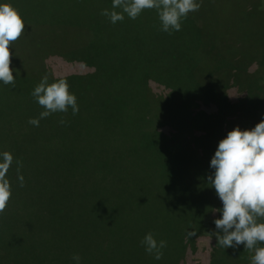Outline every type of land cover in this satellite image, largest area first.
<instances>
[{
	"label": "trees",
	"instance_id": "1",
	"mask_svg": "<svg viewBox=\"0 0 264 264\" xmlns=\"http://www.w3.org/2000/svg\"><path fill=\"white\" fill-rule=\"evenodd\" d=\"M16 1L22 18L51 24L55 32L87 22L95 35V20L99 18L101 22L103 17L97 0L94 3L55 0L66 7H58L60 14L47 0ZM251 5L262 16L263 24L258 30L263 32L264 39V1L253 0ZM78 6H81L79 10ZM106 6L111 7L112 0H107ZM152 16L149 14L145 20L139 15L132 20L125 14L124 20L119 21L125 26L117 29V43L109 46H124L131 51L137 47L133 54L141 58L143 47L159 44L160 32L156 26L159 27L160 21L157 15ZM224 19L223 12L218 17L189 12L181 22L182 29L172 32L170 39L166 37L167 49L176 47L178 51L164 50L165 59L177 62L183 59V69L185 59L187 65L189 59H194L189 60V70L191 64H196L191 69L192 80H187L189 84L182 82L180 89L178 71L168 69L170 78L162 77V71H158V64L167 66L164 59L151 60L156 64L152 66L140 60L132 65L130 74L123 72L116 79L107 60L89 63L92 71L89 80L79 68L62 75L51 73L44 62L37 63L36 73L23 64L15 67L19 75L13 72L14 83L23 86L8 84L7 88L10 95L19 97L21 102L0 103V152L8 151L14 156L7 174L12 196L5 211L0 213V264H75L74 254L81 257V264H197L191 256L198 249L197 237L204 229V214L213 209L215 203L221 204L208 181L213 171L209 167L210 160L217 148L215 138L221 134L215 123L221 122L220 117L225 115L231 85L246 90L251 103L257 101L253 93L264 89V43L259 45L260 54L256 59L260 62L255 78L241 86L228 77V74L247 76L249 67L238 51L228 53L230 45L241 48L246 39L235 29L234 39L231 32L223 33L228 31ZM217 23H222L225 31L212 28H216ZM150 27L156 35L150 34ZM55 38H60L57 33ZM80 46L74 47L81 49L64 50L60 55L77 64L83 54ZM66 47L67 44L61 48ZM54 50L49 52L54 55ZM205 65L209 69L203 68ZM21 66L23 71L19 69ZM100 71L107 79L106 85L101 81ZM207 72L209 77L205 78ZM45 76L49 84L60 79L67 81L70 92L77 97L79 111L73 115L69 107L67 112H56L41 119L36 127L28 121L38 118L45 109L34 100L31 91ZM155 85L165 90V95L161 91L154 92ZM84 87L90 88L88 95ZM163 96L167 102L173 98L179 100L180 96L182 105L175 112L188 115L193 111L196 117L195 124L192 118L188 125L201 135L192 138V146L197 147L204 158L200 159L202 177L195 182L190 181L191 173H186L190 160L188 150L193 147L187 149L183 144L185 139L178 133H172L178 135L177 139L164 133L160 124L163 113L158 108V99ZM213 101L221 102L223 107V110L207 108L215 111L217 122L204 117L205 113L199 109ZM170 115L173 121L174 112ZM195 150L191 154L195 155ZM16 160L20 162L19 171ZM19 175L24 177L22 187ZM199 183H204L208 189L197 191ZM86 196L97 200L89 211V220H96L98 228L81 221L80 209ZM102 225L113 228L114 233L101 232ZM91 231L100 240L96 249L91 235L84 240V234ZM148 232L158 241L167 242L159 261L147 254L140 243ZM212 251L222 254L221 264H236L238 252L243 255L249 250L240 245L235 252L223 247H214ZM97 255L101 257L100 262L95 261ZM244 257L240 260L248 264V258Z\"/></svg>",
	"mask_w": 264,
	"mask_h": 264
},
{
	"label": "rangeland",
	"instance_id": "2",
	"mask_svg": "<svg viewBox=\"0 0 264 264\" xmlns=\"http://www.w3.org/2000/svg\"><path fill=\"white\" fill-rule=\"evenodd\" d=\"M70 0H64V3H68ZM98 5L101 6L102 10L108 9L112 10L111 7L106 6L107 0H97ZM214 1H217L218 4H216ZM253 0H198L200 3V7L198 12L200 13H206L208 16L211 17H218L219 13L223 12V17H225L224 21L227 26L226 32L224 29V25L222 23H217L216 28L212 27L214 29H217L218 31H222L223 33L231 32V39H234L236 35H233V31L235 30L239 31L238 34H241L244 39L242 44L243 46L241 48H235L232 47L231 45L229 46L228 53L232 54L234 51L235 53L242 55L239 56L240 58H243L245 62H247L246 67H249V72H248V77L246 75H235V74H228V77L232 79L233 82H239L241 83V86L244 82L247 81L246 84H248V81L251 80L252 78L256 77L257 74V66L258 63L260 62V59H256L259 56L260 52V46L262 43H264L263 39V32L258 30V27L262 26L263 24V19L262 16H260V12L256 11L253 9V6L251 5V2ZM264 1V0H261ZM49 5H53L54 8L56 7L57 13L60 14L61 11L60 9L66 8L62 7L58 3L55 2V0H47ZM95 0H89V3H94ZM0 3H8L11 4L13 7L16 8V4L18 1L16 0H0ZM59 7V8H58ZM81 6L77 7L79 10ZM100 12L99 10H96L95 12ZM220 11V12H219ZM19 12V11H18ZM149 14L153 15L152 17H156L157 12L155 9H145L140 16H142L145 20H147ZM98 16V14H97ZM158 16V15H157ZM108 17L103 16L102 20L100 22V19L97 18L95 20V25L96 28L93 27L95 30V35H93V32L89 27H87L88 23L84 22L83 25L78 26V25H73V26H67L64 29H59L60 31L57 32H48V31H29L27 35H38V40H44L45 42L42 41V46H40L38 43L30 46V47H22L21 42L17 39L14 42L10 43V51L12 55L10 56V59H26V69H29L33 71V73H36V70L34 68L38 67L37 63H47L48 64V70L53 73V74H62V75H69V73L73 72V69H81L83 76L85 79L89 80L90 74L92 73L91 68L89 63L91 62H100L103 63L105 60H107L111 66H112V73L115 74V79L120 78L124 73L123 72H128L129 74L132 72V65L134 63H138L140 60H144L146 64L149 65H156L151 62V60L156 61L157 59H164L167 62V66L165 67L162 63L158 64L159 69L158 71L161 72V76L164 78H170L171 71L169 70H174L178 71L179 75V89L183 85L182 82H186L189 84L187 80H192L193 77V72H192V67L195 68L196 64L193 63L190 66L189 70V62L194 59H189L188 60V65H187V59L184 60V69L182 66V61L183 59H179V62L176 61V59L169 60L165 59V51L171 50L173 52H177L178 49H167L168 44L166 37L168 39L171 38V33L168 32H163L161 31V24L156 26L157 29L159 30V44H154L151 43L147 47H143L141 50V55L142 57H137L134 56V51H137V47H134V51H131L128 47L120 46L117 48V46L111 47L109 45H112L113 43H117V32L121 29L124 25L122 22H118L116 24H111L110 21H108ZM159 20V17H158ZM83 21H85V18H83ZM88 22L90 20H87ZM125 26V25H124ZM151 28V27H150ZM182 29V28H181ZM235 29V30H233ZM155 30L151 28L150 34L156 35ZM174 32V31H173ZM57 33V41L61 40L57 44L56 48V55L57 57L54 59L53 54L51 53L53 49L51 47H47L48 42L50 40V37L52 35H55ZM145 33L146 36L149 34V30L146 27L145 28ZM220 34V33H218ZM233 35V36H232ZM66 38L67 42V47H63L65 44L62 42V40ZM49 39V40H48ZM248 40V41H247ZM48 41V42H47ZM47 42V43H46ZM82 47V58L81 61L77 62V64H73L68 62V59H64L60 54L64 50H78L81 48H76L74 46H79ZM38 46V47H37ZM179 47V46H177ZM74 48V49H73ZM14 49V50H13ZM37 49L42 50L41 53ZM51 50V52H49ZM165 50V51H164ZM38 51V52H37ZM49 56H46L45 54H49ZM53 56V59L51 58ZM231 56V55H230ZM229 56V57H230ZM41 57H47L42 59ZM114 57V59H112ZM90 58V59H86ZM231 59V58H229ZM84 62V63H81ZM241 62V61H240ZM70 63V64H69ZM80 63V64H78ZM242 63V62H241ZM243 65V64H242ZM252 65V67L250 66ZM160 67H162L160 69ZM244 67V66H242ZM247 67V68H248ZM61 68V69H60ZM206 69H209L208 65H205ZM20 70L23 71L22 66L19 67ZM60 69V70H59ZM83 69V70H82ZM105 71V69H102ZM123 70V71H122ZM151 70V69H149ZM205 69H203V72ZM101 75V81L104 85L107 83L106 77L102 74L100 71L99 73ZM196 74V71H195ZM82 76V75H81ZM197 78L199 77L197 73ZM205 78L209 77L208 72L204 75ZM245 84V86H246ZM12 85L15 86H23L18 83H14ZM234 85H231L228 91V97H227V104L224 107L226 110L224 112L225 115L220 117L222 120L219 123H215V125H218V129H220L221 134L217 138H215L217 146L219 141L222 138H225L227 133L231 130H233L236 126H239L241 129H251L253 128L257 123L260 122L261 118L264 117V89H260V91L256 90V94L253 93L257 97V101L254 103L250 102L249 95L246 90H242L241 88L233 87ZM35 88V87H34ZM33 88V90H34ZM85 88V87H84ZM26 89V88H24ZM154 92L156 93H161L165 95V90H159L160 88L155 85L154 86ZM189 87H187V90L189 92ZM32 90V91H33ZM86 94L88 95V91L90 90L89 87H87ZM31 91V92H32ZM187 92V93H188ZM175 97V95H173ZM170 95L169 97H173ZM0 103H6V102H21V99L19 97H13L10 95L7 85H4L0 83ZM181 98L179 96V100L173 98L172 101L167 102L166 101V96L159 97L158 99V108L159 110L163 113L162 115V124L164 130V133L166 134H171L173 137L177 139L178 135L185 139L183 141V144L187 146V149L193 147V141L192 138L201 135L200 132L195 131L192 127H189L188 123L190 120L193 121L192 123L195 124L196 117H193V111H191L188 115L186 114H178L175 112L176 110H179V107L182 105L180 103ZM252 104V105H251ZM227 107V108H226ZM206 108V109H205ZM208 109H222V103L221 102H211L209 105H204L200 106V110L205 113L204 117L206 118H211V121L217 122V114L214 112H210ZM188 109V108H187ZM194 109V108H193ZM231 109V110H230ZM191 110V107H190ZM223 110V109H222ZM245 110H249L245 112ZM195 111V110H194ZM174 112L175 119L172 121L171 119V113ZM184 115V116H183ZM192 125V124H191ZM178 133L177 134H172V133ZM170 135V136H171ZM195 150L196 154L193 155L191 154V151ZM192 150H188L189 152V163H188V171L186 170V173L190 177L191 182H195L198 180L197 178L203 174L202 171V163H201V158H204L201 151L197 147H193ZM201 156V157H200ZM201 165V166H200ZM202 177V176H201ZM197 187H200L197 189V191L202 190L203 188H207V186H204V183H199L196 185ZM208 189V188H207ZM97 200L95 197H90L84 199V204L83 207L80 209V218L81 221L88 224L90 223L91 226H94L98 228V222L96 220H89V211L92 209L94 203H96ZM222 207V204L220 203H215V207L213 209H209L206 211L204 214V229L202 232L198 234L197 237V244H198V249L195 254H192L191 259L193 261H196L197 264H210L212 261V264H221L222 262V254H218L217 252L214 253L213 248L214 247H221L217 245V240L215 237V232L217 231L215 228L214 220L217 218H220L221 213L218 211ZM92 219V218H91ZM260 222H264V220H261ZM94 230V229H93ZM100 231L103 233H106L107 235H112L114 233L113 228L106 227L105 225H102L100 228ZM91 233V234H90ZM94 231L91 232H86L84 234V240L86 241L87 238L91 235L94 241V248L96 249L97 245H99V238L94 235ZM93 234V235H92ZM100 246V245H99ZM258 247H264V243L258 244ZM231 251H234L232 248H228ZM179 250H177V253ZM235 252V251H234ZM254 250L248 251V253H245L242 255V253H239L236 255V264H244L243 261L240 260V258H243V256L247 257V263L250 264V258L253 256ZM244 257V258H245ZM100 255L95 257L96 262H100ZM234 260V257H233ZM232 260V263H233ZM239 260V261H238Z\"/></svg>",
	"mask_w": 264,
	"mask_h": 264
},
{
	"label": "clouds",
	"instance_id": "3",
	"mask_svg": "<svg viewBox=\"0 0 264 264\" xmlns=\"http://www.w3.org/2000/svg\"><path fill=\"white\" fill-rule=\"evenodd\" d=\"M199 7L198 0H112V10L104 9L101 15L116 24L124 20L125 14L135 20L145 9H155L161 31L171 33L180 31L182 20ZM24 30L25 23L18 10L11 4L0 3V83L4 85L14 84V71L19 75L18 70L10 67V43L21 37ZM31 94L45 109L38 118L29 119L33 126L38 127L41 119L53 113L67 112L69 107L73 115L79 111L77 97L64 79L49 84L45 76ZM13 162L11 152H0V213L5 211L12 196L7 174ZM15 162L19 171L20 162ZM209 167L213 171L208 181L222 204L218 210L221 216L214 220L217 245L234 251L243 245L245 250H254L250 264H264V247L257 246L264 243V222H260L264 220V117L251 129L236 126L229 131L219 141ZM18 179L22 187L23 175ZM140 243L155 260L162 259V250L167 246L165 240L158 241L148 232ZM72 260L81 264L78 254Z\"/></svg>",
	"mask_w": 264,
	"mask_h": 264
},
{
	"label": "crops",
	"instance_id": "4",
	"mask_svg": "<svg viewBox=\"0 0 264 264\" xmlns=\"http://www.w3.org/2000/svg\"><path fill=\"white\" fill-rule=\"evenodd\" d=\"M24 20V23H25V30L24 32L22 33L21 37L18 38V40L21 42V46L22 47H30V46H33L37 43H40L42 42V40H38V35H27L29 33V31H48V32H55V27H52L51 24H39L37 22H31L29 20H26L25 18H22ZM49 40V39H48ZM61 41V40H59ZM64 41H67V39L65 38ZM57 39L55 38V35H52L50 37V40L48 42V45L49 47L53 48V49H56L57 48ZM38 47V46H37ZM55 53H54V59L57 57L56 55V50H54ZM53 56H51V58L53 59ZM10 67L15 69V67L17 65H26V59H10Z\"/></svg>",
	"mask_w": 264,
	"mask_h": 264
}]
</instances>
